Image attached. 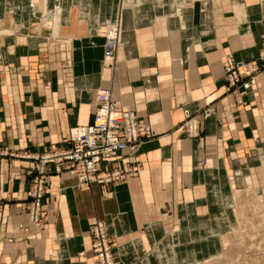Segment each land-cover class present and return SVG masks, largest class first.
<instances>
[{
    "label": "crops",
    "instance_id": "crops-1",
    "mask_svg": "<svg viewBox=\"0 0 264 264\" xmlns=\"http://www.w3.org/2000/svg\"><path fill=\"white\" fill-rule=\"evenodd\" d=\"M5 1L4 20L7 25L0 26V111L31 105L36 111V122L46 124L42 129L45 137H40L36 129V133L30 135V138L37 135L32 139L36 145H43L42 138L43 143L49 139L48 144H59L64 137L66 141L70 128L88 124L99 88L112 89L119 109L134 111L141 123L151 127L153 136L140 143L141 150L138 149L136 154L126 150L121 153L118 165L138 168L135 178L113 186H80L71 192L70 211L63 203L60 204L58 216L53 219L47 217L48 224L39 232L35 229L41 228L42 224L24 223L26 233L15 237L17 224L24 220L21 206L5 210L7 213L3 212L2 216H7L8 224L5 230L0 228V264H89L92 262L90 236L84 231L91 227L93 219L101 220L106 233L113 239L117 250V257H114L118 264H135L138 258L147 264H152V261L155 264H177L184 254L179 257L174 244L194 242L190 238L191 233L188 238L185 228L199 225V235L193 237L199 241L209 235L208 230L218 234L220 230L224 232L226 220L230 219V211L225 205L229 192L233 188L264 190L263 176L257 181L249 165L244 167L245 176H248L245 178L238 170L229 180L227 172L221 171L224 166L222 151L231 156L235 166L238 161H243L238 153L248 141L244 138L247 126L240 120L234 125L232 117L237 114L234 111H241L243 106L250 108L252 119L249 126L254 131L261 130L260 124L264 123V71L256 77V84L245 94L242 104L235 101L234 94H225L219 82L225 56L236 63H247L256 57L259 50L254 52L252 47H260L259 36L264 31V0H160L162 14L148 16L151 18L150 26L147 23L139 25L138 19L133 21V26L142 29L135 31L141 35L138 38L134 34V52L126 49L131 47V33L130 37L126 32L119 34L121 40L114 58L117 73L112 72L114 69L100 67L105 39L96 37L92 43L88 42L91 36H95L96 29L101 34L105 26L99 23L101 20H93V14L89 12L93 0ZM78 10L82 11L80 15ZM243 11L248 24L244 23ZM18 12L21 22L16 23L10 14ZM125 12L128 18L135 15L134 10ZM32 13L36 15L35 19H30L29 14ZM82 14L86 16L82 17ZM2 18L0 14V24ZM249 27L251 32L246 31ZM3 28H8V31ZM44 37L50 42L58 41L59 37L64 39L60 46L56 45V51L49 47L45 51L55 52L58 59H61L63 51H69L71 64L68 70H64L58 61L52 66L58 70L59 65L63 75L56 71L50 73L51 79L44 85L39 81L29 88L17 87L19 76L15 66L23 61L29 63L32 70L36 62L43 64L41 60L45 53L41 55L38 48L44 43L40 40ZM146 42L149 45L143 52L138 44ZM17 43L26 48L25 54L14 53L15 50L11 53ZM19 49L20 46L17 51ZM126 51L131 58L134 57L135 66L121 61L125 59ZM122 70L126 72L124 76ZM27 90L31 91L29 98L28 94L23 95ZM247 101L248 106L245 105ZM212 108L216 115L212 114ZM228 108L233 116L228 114ZM194 117L200 119L205 137L203 145L197 146L200 153L196 154L194 150L192 152L191 143L176 138L182 132V123ZM27 131L33 130L27 126ZM155 134L158 137L153 139ZM236 138L242 145L226 148L229 145L226 141ZM22 149L16 146L13 150ZM199 159L205 161L202 167L198 164ZM261 164H264L263 160ZM1 165L6 166L4 162ZM23 168L24 165L18 163L13 165L6 182L15 183L17 191L24 197ZM142 170L143 174H140ZM216 170L220 172L221 190L214 185ZM4 174L1 173L3 177ZM62 177L65 178V186L71 187L68 186L71 180L66 181L70 176L61 173L49 178L52 188ZM73 179L77 184V179ZM204 193H209L210 226L209 218L203 215L209 210ZM66 194L70 195V191L67 193L66 190ZM101 194L106 196L102 198ZM195 201L201 203L196 204ZM196 210L201 211L195 213ZM184 212L187 213V223ZM194 214L200 218L197 224ZM20 236L24 240L32 237L33 247L25 245ZM7 239L14 241L8 242ZM152 247L151 254H145Z\"/></svg>",
    "mask_w": 264,
    "mask_h": 264
},
{
    "label": "rangeland",
    "instance_id": "rangeland-1",
    "mask_svg": "<svg viewBox=\"0 0 264 264\" xmlns=\"http://www.w3.org/2000/svg\"><path fill=\"white\" fill-rule=\"evenodd\" d=\"M159 2L160 0H93V7L91 8L92 10H90L89 12L93 14V20H101L99 23L105 26L101 34L97 33V29H96L95 36L94 37L91 36L88 42L92 43L94 38L96 37L100 38V37L105 36V34L109 31V27H110L109 25H112L115 27L118 37H119V34L123 32H126V34H128V36L130 37V33H131V43H130L131 47H128V48L126 47V49L128 50L133 49V52H134V47H132L133 40H134V34L138 38L141 35L139 34L140 32L136 33L135 31L137 30L141 31L142 29L137 28L136 26H133V21L138 19L140 20V22H138L139 25H143L147 23L148 26H150L151 18H149L148 16H160V14H162V11H161L162 7L160 6ZM5 3H7L5 0H0V5H1L0 14L3 16V18L1 19L2 24H0V26L7 25L6 20H4ZM100 5L102 6L100 7ZM126 10L127 11L134 10L135 11L134 17L128 18L127 13L125 12ZM80 12L82 13L81 10H78V15H80ZM242 13L244 14V11ZM14 14H10V17L12 18V20L15 21L16 23L21 22V14L19 12L14 13ZM29 15L31 16L30 19H35L36 17V15H33V13ZM85 16L86 14H82V17H85ZM103 19H110V20L105 21ZM243 19H244V23L248 24V20L247 22H245L246 21L245 14L243 16ZM10 22L11 21L9 20L8 23ZM3 29L4 31H8V28L7 29L3 28ZM246 31L251 32L250 27ZM16 33L20 34L19 32H16ZM3 34H6V33H3ZM259 37H260V42L263 45L264 44V31H263V34ZM40 40L44 42L43 44H40L39 45L40 48H38L40 51L39 53H42L41 55L45 53L43 57L44 59L41 60L43 64H38V62H36L32 70H31V65L23 61H22V64L19 63V65L15 66V70H17L16 72H17V75L19 76V78L16 80L17 83L19 81V85H17V87L26 86L27 88H29V86L37 85V82L39 81H41L42 84L44 85L49 79H51L50 73L52 74L53 72L59 71L61 75H63V73L61 72V67H64V70H68L71 64L70 57H69V51H63V53H61L62 55H60L61 56V59L59 58L60 60L57 58V56H55V52L48 53L45 51V49H48V47L50 49L54 48L56 51V48H57L56 45H59L65 42L64 39L59 37L58 41L50 42L49 39L44 37L43 39H40ZM120 40L121 38L119 37V43H120ZM89 43L86 42L85 44L89 45ZM17 44L18 46H20L21 49L17 51L18 46H15V49L11 50V53H13L15 50L14 53H17L20 55L25 54L24 50L26 48L22 46V44H19V43ZM69 45H71V42ZM148 45L149 44L146 42L141 45L138 44V47L140 46L139 49L141 48L143 52H145L144 50H146V47H148ZM65 46H68V45L65 44ZM255 46L252 47V50L254 49L253 50L254 52L260 49V48L256 49ZM131 57L132 56H130V53L126 51L124 53L125 59H122L121 61L125 62L124 63L125 65L126 64L131 65V63L133 62L135 63L134 57L133 58ZM227 59H230L232 61V59L229 56H225L224 61ZM44 60H46V62H44ZM244 60H248V58ZM58 61L61 67L59 68V65H58V70H56L54 69L55 67L52 65L56 64ZM99 62H100V67H102V69L104 68L114 69V71L112 70V72L117 73L118 67H115L116 60H114L110 65L108 63L106 64L104 62V59L100 60ZM122 62H120L119 60V63H122ZM119 63H117V65H119ZM2 64H3V67H6V64L3 61H2ZM26 64H28V66H25ZM130 67L133 68L132 66ZM122 71H123V76H124L126 72L124 70ZM261 71H264V68ZM220 74L219 75H220V81H221V76L223 74V68ZM65 79L68 80L66 76H65ZM55 81L57 82L56 77H55ZM256 82H257V79H256ZM249 90L250 89H248L245 92V94H247ZM30 92L31 91L27 90V92L23 93V95L28 94L27 97L29 98ZM133 93L134 92L131 91V94ZM226 94H232V95L234 94L233 96H234L235 101L239 104L243 103V98L245 94L240 96L238 92L236 93L235 91L234 93L226 92ZM34 95H38V94H34ZM27 97L25 99H27ZM246 103L247 104L245 105L248 106V101ZM242 108L243 109H241V111L240 110L234 111V112H237L235 116H233V114L231 113L230 108L227 109L228 110L227 112L228 114H232L231 116H233L232 119L234 120V125L237 123L238 120H240L247 126L244 131V135H245L244 138L248 141H246V144L241 147L238 153V155L243 159V161H238V163L234 166L232 164L231 156L228 155V153H226L225 151H222V153L224 152L223 153L224 166H223V170L221 169V171L227 172L226 175L229 180L233 179L234 173L238 170H240L243 173L242 178H245L248 176H245L244 169L246 168V166L249 165L250 169L253 171L251 172V174L253 173L254 175H256V179L258 181L260 176H263V179H264V164H261L262 160L264 161V147H262V144L264 143V132L262 131L264 129V123L260 124V126H262L260 127L261 128L260 132H258V130L254 131L253 127L249 126V121L252 119L250 108H245L244 106ZM38 111L40 110H37V112ZM212 112H213L212 114L214 115L217 114V112L213 108H212ZM36 118H37L36 111L33 110V108H31V105L26 106L21 109H15V110L8 109V110L0 111V189H1L0 190V228L5 230L8 224L7 216L6 215L2 216V213L5 210L8 211L7 209L11 207L13 208V207L21 206V211H22L24 220L23 222H19V224H17V231H16L15 237L18 234L23 236V234L26 233V230L23 225L24 223L26 225L27 224L32 225V223L29 221V218L32 212H31L30 207L27 205L28 204L27 193L29 192L28 190H30L32 186V180L35 177L34 176L35 174H32V173L36 172V169L38 170L43 166L42 175H41L43 179L42 196H41V201H40L41 208L38 211V214L41 220L40 223L42 225L39 224L41 225V228L36 227L37 228L35 229L36 231L40 229L41 230L44 229V227L48 224L47 217L56 218L58 216V212L60 213V208H61L60 204L63 203V205L66 206L69 212L70 206H71L70 202H72L70 199L71 192L74 190L80 189L81 187H85V186H82L80 183H77V184L75 183L73 177L69 174V168L67 167V165L63 163L62 161H58L55 156V154L57 155L59 152H61V150L67 149L68 147L67 143L66 141H64L65 137L63 138V141H60L59 144H56L54 146L48 144V142L50 143L49 139L48 140L46 139V142L43 143V138H42L41 142L43 145L41 144L36 145L35 141L32 139L36 138L37 135H34L33 137L30 138L31 134L36 133L35 129L38 130V132H40V137H45L46 135L45 132L42 130L46 126L45 122L37 123ZM199 121L200 119L197 120V123L195 124L196 127L198 128L196 131L197 136L193 138L192 137L188 138L187 129L185 130L183 128V124H182V132L176 135L177 140L181 139V140L191 143L192 152L194 150L195 154L200 153L199 152L200 148H198L197 146L199 145L200 147V144H201L200 141L204 142V138H205L203 131H202L203 128L200 127ZM27 126L28 127L30 126V131L31 129L33 131L32 132L27 131ZM157 137L158 136L155 134V137L153 139H156ZM233 137H236V136H233ZM9 139L11 140L10 141L11 143L9 142ZM143 140H146V139L142 138L139 140V142L141 143ZM228 141L229 142L226 141V143H228L229 145L226 148H230L231 146L234 147L237 144L242 145V142L240 141L239 138H236L235 140L229 139ZM140 143H138V147L139 145H141ZM16 146L23 148V149L16 150L15 152L13 149H15ZM138 147L134 150L132 155L136 154ZM49 157H52V158L49 159ZM195 157L197 156L195 155ZM44 161L45 162L47 161V163L43 165ZM2 162L5 163L6 165L5 167L1 165ZM17 163L19 165H24V168H23L25 170L24 171L25 173L23 172L24 173V176H23L24 184H25L24 197L21 196L19 192L17 191L15 183L8 184L6 182L8 181V174H9L10 169L13 167V165H17ZM204 163L205 161L203 159H199L198 164L200 165V167H202ZM2 172H5L4 177L1 175ZM61 173H64L70 176L69 178H67L66 181L71 180L68 185L71 187L65 186V181H64L65 178L62 177V179L60 178V180L56 183V186L52 188V185H50L49 183V180H50L49 178L55 175L58 176ZM257 173L259 174V177L257 176ZM140 174H143V170L140 172ZM220 181H221L220 172L217 171V176L215 177L214 185L217 186V188L221 190L222 186H221ZM257 185L259 187L262 186V184L260 183H257ZM65 189L67 190V193L70 191V195L66 194ZM105 196L106 194L100 195V197L102 198ZM204 200L208 203L209 210L205 211L203 215L206 214L207 218H209L210 220V218L212 217L210 215L211 208H210V201H209V193L208 194L204 193ZM195 203L200 204L201 202L195 201ZM225 205H226L227 210L230 211V215H229L230 219L226 220L227 223L224 225L225 226L224 232L220 230L218 234L217 231L215 233V231L213 230H208L207 233L213 237L211 238L209 235L206 234L203 241H199L197 240L196 237L193 238L194 236L199 235V231H200L199 225L193 228H189V227L185 228L188 238L191 233L190 238L194 239V242L179 241L178 243L174 244L175 252L177 253V255L181 257L182 254H184V257L181 260L178 259L177 264H264V190H261L260 188H258V190H255V191L247 190V189L238 190L237 188L236 189L233 188V190L229 192V195H227L225 199ZM199 211L201 210H196L195 213L197 212L200 213ZM5 213L7 212H4V214ZM170 213L171 212H168V214ZM184 214H185L184 221L185 223H187V220H188L186 216L187 213L184 212ZM194 216L193 217L195 220V224H197L200 221V218L196 216V214H194ZM111 217L113 216L111 215ZM93 218L94 216L92 217V219ZM95 221L102 222L101 220L93 219V223ZM210 225H212L211 220L209 222V226ZM89 229L90 227L88 226V229L86 228V231H84V233L88 234ZM183 235H185V232L183 233ZM22 236L19 237L22 240V242L25 243V245L32 248L33 247V244L31 243L32 237H29L27 240H24ZM177 238L180 239V236L177 235ZM7 240L8 242L14 241V239L13 240L7 239ZM108 245L111 248L112 256L114 254L117 257V250L114 248L115 244L113 242V239H111V237H108ZM152 250H153V247L151 251H147V253L145 254H151ZM79 254L80 253L77 254L78 257H79ZM116 257L114 258V261L117 262ZM134 262L135 264H147L146 261L145 260L142 261L141 258H138ZM152 264H155V262L152 261Z\"/></svg>",
    "mask_w": 264,
    "mask_h": 264
},
{
    "label": "built area",
    "instance_id": "built-area-1",
    "mask_svg": "<svg viewBox=\"0 0 264 264\" xmlns=\"http://www.w3.org/2000/svg\"><path fill=\"white\" fill-rule=\"evenodd\" d=\"M263 62L264 57L261 53L256 60H251L248 63L225 62L224 68L228 77V81H225L226 88L235 87V84L249 83L251 73L258 70L259 65L262 68ZM245 88L246 84L243 85V89ZM97 100L101 101V105L98 102L95 106L90 114V122L85 127L77 126L70 130L66 140L67 149L61 150L57 155L55 154L58 161L68 163L69 174L84 186H88L92 182L99 186L113 185L121 182L126 176L133 175L134 167L118 165V155L124 150L134 152L140 139L153 136L150 131L144 133L146 129L141 128L142 131H140L132 115L119 113L117 114L118 117L112 115L109 111H113V105H110V101L104 98V94L98 95ZM105 101H107V105L103 104ZM192 128V131H195L191 136L193 138L197 136L198 128L196 125ZM189 130L188 128V133ZM46 163L47 161H44L43 165ZM42 168L43 166L32 173L35 174V177L27 193V205L32 212L29 221L34 226L41 222L38 211L41 208ZM88 234L90 235L89 252L92 256V263L115 264L103 225L98 222L93 223Z\"/></svg>",
    "mask_w": 264,
    "mask_h": 264
},
{
    "label": "bare ground",
    "instance_id": "bare-ground-1",
    "mask_svg": "<svg viewBox=\"0 0 264 264\" xmlns=\"http://www.w3.org/2000/svg\"><path fill=\"white\" fill-rule=\"evenodd\" d=\"M110 27H109V31L105 34V36H103V38L105 39L104 41V51H103V53H104V62L107 64H111L113 61H114V58H115V55H116V49H117V47H118V40H119V37L117 36V33H116V30H115V27L114 26H112V25H109ZM262 45V43H260V49H259V51L257 52V55H256V57L255 58H253V59H251V60H256L257 59V57H258V55L261 53V55L264 57V49H263V45ZM105 53H107V54H105ZM230 62L231 60L230 59H227V60H225L222 64H223V74H222V76H221V81H220V83H221V85H223V91H224V93L226 94V92H232V93H234V91L237 93L238 92V94L241 96V95H244L245 94V92L248 90V89H251L252 88V86H254L255 85V83H256V77H257V75L258 74H260L262 71V69L264 68V62L261 64V65H263L262 67L263 68H260V65H259V69L258 70H255V71H253L252 73H251V76H250V80H249V83H244V84H246V88L245 89H243V85L244 84H242V85H239V84H235V87H229V88H226V86H225V84H226V82L225 81H228V77H227V74H226V72H225V68H224V63L225 62ZM232 62V61H231ZM248 63V62H247ZM232 85H234V84H232ZM101 94H104V98H106L107 100H109L110 102H109V104L110 105H113V111L111 110V111H109L110 113H112V115H114L115 117H118V113L119 114H121V115H127V114H130V115H132L133 117L132 118H134L135 119V121L137 122V124H138V128L140 129V131H142V129L141 128H143V129H146L145 131H144V133L145 132H148V131H150V133H151V127L150 126H148V125H144L143 123H141V121H139V119H138V116H137V114L136 113H134V111H131V110H129V109H126V108H120L119 109V107H118V105H117V103L115 102V100H114V96H113V93H112V89H109V88H99L97 91H96V93H95V100H96V104H95V106H97V104H98V102H99V104L101 105V101H99V100H97V96L98 95H101ZM240 100H242V99H240ZM104 105H107L108 103H107V101H105V103H103ZM108 107V106H107ZM95 108V107H94ZM94 110V109H93ZM93 110H92V112H93ZM108 112V113H109ZM197 123V118H188V119H186L182 124H183V128L184 129H190L189 131V133L187 134V136H188V138H191V136L195 133V131L193 130L192 131V127L194 126L195 127V124ZM87 124H85V125H77V126H79V127H85ZM76 126V127H77ZM187 126H189V127H187ZM76 127H72V128H70L69 129V131H68V135H69V133H70V130H72V129H75ZM67 138H68V136H67ZM150 138V137H149ZM148 139V138H147ZM201 142V144H200V146H202L203 145V142L202 141H200ZM138 143H140V142H138ZM138 143H137V146H136V148L138 147ZM135 148V149H136ZM138 149L139 150H141V148H140V146L138 147ZM138 149H137V151H138ZM125 151V150H124ZM124 151H122V152H124ZM126 151H128V150H126ZM122 152H120V154L118 155V159H119V161L121 160V153ZM129 152V151H128ZM130 153H133V152H130ZM66 165H67V167L69 168V165H68V163H66ZM124 166H127V164H124V165H122V167H124ZM67 168V169H68ZM135 172H133L134 174L133 175H131V176H126L123 180H121V182H118V183H116V184H122V182H124V181H126V180H128V179H131V178H135L137 175H138V168H136L135 167ZM72 176V175H71ZM73 177V176H72ZM74 178V177H73ZM82 185V184H81ZM91 185H96L95 183H91L90 185H88V186H85V187H89V186H91ZM113 185H115V184H113ZM82 186H84V185H82ZM110 186H112V185H110ZM95 222H98L99 224H101V225H103V227H104V232L106 233V227H105V225H104V223L103 222H100V221H95ZM94 222V223H95ZM41 224V223H40ZM106 235L109 237V235H108V233H106ZM226 244V243H225ZM114 254H113V260H114ZM91 260H92V256H91ZM115 262V264L117 263L116 261H114ZM89 264H93L92 262L91 263H89Z\"/></svg>",
    "mask_w": 264,
    "mask_h": 264
}]
</instances>
